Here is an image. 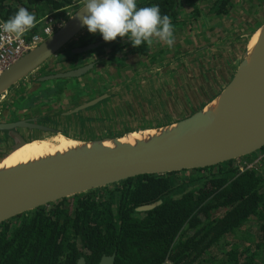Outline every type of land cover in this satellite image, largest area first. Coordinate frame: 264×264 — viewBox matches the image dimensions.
<instances>
[{
  "label": "trees",
  "instance_id": "1",
  "mask_svg": "<svg viewBox=\"0 0 264 264\" xmlns=\"http://www.w3.org/2000/svg\"><path fill=\"white\" fill-rule=\"evenodd\" d=\"M185 1L198 16L201 7L196 0ZM230 1L215 0L212 12L227 13ZM75 2L0 0V19L7 21L20 7L40 17L65 13ZM183 3L137 0L138 7L158 4L174 28L182 24ZM38 30L34 27L32 32ZM124 39L105 42L99 33L88 31L81 40L101 43L87 52L90 55H106L110 48L113 60L124 49L119 45ZM131 52L149 55L150 47L132 46ZM255 159L259 161L243 171L234 165L236 160L185 171L187 178L176 187L170 175H141L23 213L0 224V264H77L83 256L88 264H100L104 256L114 254L116 264H264V148L242 162ZM159 200L162 203L150 211L136 210ZM248 223L255 225L259 236L244 230ZM226 241L228 249L222 248Z\"/></svg>",
  "mask_w": 264,
  "mask_h": 264
},
{
  "label": "water",
  "instance_id": "2",
  "mask_svg": "<svg viewBox=\"0 0 264 264\" xmlns=\"http://www.w3.org/2000/svg\"><path fill=\"white\" fill-rule=\"evenodd\" d=\"M84 6L80 5L60 29L0 74V104L10 91L85 36L88 30L79 20ZM24 96L23 100L30 93ZM105 97L39 120L19 121L13 117V110L5 116L0 111V224L41 206L110 188L133 177L214 168L263 149L264 22L229 83L215 99L186 118L139 134L99 139L69 134L76 129L79 133L89 130L86 128L96 120L81 121L78 114L88 112ZM59 135L71 137L73 145L2 166L21 147ZM161 203L159 200L136 210L150 211ZM78 264H88V259L83 257ZM100 264H116V255L104 256Z\"/></svg>",
  "mask_w": 264,
  "mask_h": 264
},
{
  "label": "rangeland",
  "instance_id": "3",
  "mask_svg": "<svg viewBox=\"0 0 264 264\" xmlns=\"http://www.w3.org/2000/svg\"><path fill=\"white\" fill-rule=\"evenodd\" d=\"M80 2V5H82L86 3V0H81ZM231 14L236 19L232 20L230 15V18H226L223 25L226 28L227 41L229 42L193 43L194 40L200 39L199 35L202 30L207 29L206 24L202 21L194 25V39L189 37L190 43H174L171 47L164 43H157V51H162L166 62L169 60L171 62L169 64L164 63L160 70L159 67L155 66L152 69L154 78L141 80L138 90L130 97V104H124L122 98L115 97L117 98L115 101L117 103L120 102V104L111 112L110 118H106L107 116L104 113L106 119L93 122L90 128H86L89 129L85 131L87 133H83V131L79 133L78 129H76V131H70L69 134L72 136L81 134L80 137L83 139L115 137L130 132H139L150 127H158L164 125L168 120L171 122L179 121L202 109L216 98L221 88L223 89L229 83L231 69H233L235 61L239 63L242 60L249 42H251L256 31L262 26L264 22V0H238L236 8ZM187 36L188 28L186 27L180 32L179 39L184 40ZM216 37L217 35L212 34L211 41L212 38ZM57 58L50 60L44 67L16 87L15 90L10 91L9 95L7 94L4 101L0 104L2 116L11 115V110L14 112L19 111L26 106L28 97L23 100L26 93H30V96L39 93L36 95V98H38L41 90L38 89L39 86L35 88L36 90H33L35 84L32 78L41 76L46 71L58 69L55 65ZM171 69L175 70L176 79L175 84L171 86L174 93H169L168 96L174 99V103L169 102L166 107H163L160 105L158 98L161 95H167L161 94L164 90L171 91L169 90L170 88L168 89L169 85L165 84L170 80L168 75L165 76V72ZM158 71L163 72L161 76H157ZM155 76L159 78H155ZM114 86V90L123 91L120 85L116 84ZM160 86L163 87L161 92ZM72 88L76 90V94H73L71 98L76 102L85 92L82 90L83 87L79 85ZM74 89H72V93ZM156 90L157 92H155ZM67 93L70 94L69 91ZM67 99L64 98L62 100V105L59 101H56L54 105L44 106L42 109L46 112L57 110L60 106L66 109L73 103V101ZM93 115L96 114L93 113ZM112 116L117 117V119L114 118L113 120ZM79 128H81V125ZM73 139L76 138L73 137ZM242 164V160L239 159L234 163V165ZM180 181L182 179L177 177L176 183ZM244 230L247 232L251 231L252 236H259V232H257L253 223L246 224ZM228 247H230V244L226 241L222 248L228 249Z\"/></svg>",
  "mask_w": 264,
  "mask_h": 264
},
{
  "label": "flooded vegetation",
  "instance_id": "4",
  "mask_svg": "<svg viewBox=\"0 0 264 264\" xmlns=\"http://www.w3.org/2000/svg\"><path fill=\"white\" fill-rule=\"evenodd\" d=\"M214 1L215 0H208L206 2H200L199 0H196L195 5H198L201 8L198 16L195 17L191 4L188 3V1L184 0L183 3L184 13H182L180 17V22L182 24L174 28V43H190L189 37L190 39H194L193 38L194 37L193 34L195 32V29H193L194 25L196 23H201L202 21L204 24H206L207 29H203L202 33H200L199 35L200 39L194 40L193 43L229 42L227 41L228 36L226 35V28H224L223 25L226 18L228 17L230 18V15L232 16L231 17L232 20L236 19L231 13L232 11L235 10L238 0H231L227 6L228 7L227 13H223L221 15L212 12L211 7ZM80 3H81L80 1L76 0V2L73 5H71L69 8L66 9L65 13L62 10L60 12L49 13V14H53V17L55 18V20L51 22L54 32L60 29L61 26L71 16V14L79 8ZM30 13L35 14L36 20L40 18V16H38V14L35 13L34 11H31ZM186 27L188 28V36L184 40H181L179 39L180 31L184 30ZM212 34L217 35V37L212 38L211 41L210 38L212 37ZM88 43L85 42V40L83 41L81 40L76 42L75 44H71L68 48L62 51L61 56L57 59L55 65L57 66L58 69L53 71H46L41 76L32 78L34 80L33 83L35 84L33 90H36L35 88L39 86L38 89L41 90V94L38 95V98H36V95L39 93L29 96L27 98L28 101L26 102L27 104L26 106L21 108L19 111L18 110L15 112L13 111L12 114L16 118V120L19 121L30 120V119L39 120V118L42 117L45 118L55 114L61 115L67 111H71L74 108H78L82 105L90 104L93 101H96L97 99L106 96L103 100L95 104L94 108L90 109L93 105L90 106L88 108V112H80L78 114V117L81 118V121L84 119L87 120L89 118L95 119L96 121H104V119L111 117L112 115L111 112H113V110L116 109L120 104V102L117 103V101H115L117 99L115 97L122 98V102L124 104H130L131 102L129 101L130 97L135 93V91L138 90L141 80L145 78H154L152 69L155 66L159 67L160 70L164 63L169 64L171 62L170 60L166 62L165 56H163L162 51H157L158 50L157 43H163V42H159L158 40L155 39L153 41V44L149 46L150 47L149 55H140V54L132 53L131 42L128 39H124L120 41L119 45L124 47V49L120 52H117L115 54V59L113 60H111L110 48L109 50L106 51L107 52L106 55L103 56H98L96 54H92V55L88 54L87 52L97 48L101 44V43H92V44H88ZM73 51L75 52L77 51L78 53H83V54L87 53V54H84L79 58H71V54L66 55L67 53H71ZM65 58H69V59L71 58V59L66 60ZM237 63L238 61H235L233 69H231L230 80L233 78L234 74L236 73L237 68L241 63V60L239 61L238 64ZM85 69H86L85 72L80 73L78 75L75 74L76 72ZM162 73L163 72L158 71L157 76H161ZM175 74L176 73L174 69L167 70L165 72V76L168 75L170 78V80L167 81V83L165 84L169 85L168 89L170 88L169 90L171 91L164 90L163 92H161L163 90V87L160 86L161 94H167V95L159 96L157 93V97L159 96L158 99L160 105H162L163 107H166V104L169 102L174 103L173 101L174 99L170 98L168 94L174 93V91H172L171 89V86L175 84V79H176ZM157 76H155V78H159ZM119 81L121 82L118 83ZM116 84L120 85L123 88V91L114 90L115 87L114 85ZM78 85L83 87L82 90L85 93L81 96L79 95L80 97L78 98V101L74 102V99L71 97L73 96V94H76V90L72 87ZM72 89H74L73 93H72ZM157 90L155 92H157ZM221 90L222 88L220 89L219 92H221ZM67 91H69L70 94H68ZM112 92H118L119 94ZM64 98H68L67 100L73 101L70 107L63 109L62 106H60L59 109L51 110V112H46L42 109L44 106L49 107L54 105L56 101H59V103L62 105V100ZM93 113H95L96 115H93ZM104 113L107 116L106 118L104 116ZM114 118L117 119V117L112 116L113 120ZM177 121L175 120L174 122ZM170 123L173 122L168 120L164 124H170ZM51 124L55 125V122ZM15 130L17 131L18 129ZM255 162L256 159L252 163ZM237 166L240 169L241 165H237ZM214 173L217 174L218 170H215ZM177 177L182 179V181L176 183ZM186 178H187L186 173L178 172L175 173L174 175H170L169 181L172 187H176L182 184V182ZM83 257H80V259Z\"/></svg>",
  "mask_w": 264,
  "mask_h": 264
},
{
  "label": "clouds",
  "instance_id": "5",
  "mask_svg": "<svg viewBox=\"0 0 264 264\" xmlns=\"http://www.w3.org/2000/svg\"><path fill=\"white\" fill-rule=\"evenodd\" d=\"M79 16L82 26L105 42L127 38L133 47L151 46L154 39L171 47L174 44V26L160 6L138 7L137 0H86ZM36 25L34 13L20 7L7 21L0 22V32L16 39L22 38Z\"/></svg>",
  "mask_w": 264,
  "mask_h": 264
},
{
  "label": "built area",
  "instance_id": "6",
  "mask_svg": "<svg viewBox=\"0 0 264 264\" xmlns=\"http://www.w3.org/2000/svg\"><path fill=\"white\" fill-rule=\"evenodd\" d=\"M53 20H55L53 14L41 16L36 20L35 25L39 30L33 33V29H31L20 39L0 32V74L53 34L51 23ZM0 22H4V20L0 19ZM254 164H242L240 170L243 171L248 167H253Z\"/></svg>",
  "mask_w": 264,
  "mask_h": 264
},
{
  "label": "bare ground",
  "instance_id": "7",
  "mask_svg": "<svg viewBox=\"0 0 264 264\" xmlns=\"http://www.w3.org/2000/svg\"><path fill=\"white\" fill-rule=\"evenodd\" d=\"M136 134H139L136 132ZM72 139L65 138L62 135L56 136L53 139L41 140L27 144L20 149L16 150L12 155L3 163L2 166H10L18 162L25 161L33 156L42 155L55 150L66 149L73 145Z\"/></svg>",
  "mask_w": 264,
  "mask_h": 264
},
{
  "label": "crops",
  "instance_id": "8",
  "mask_svg": "<svg viewBox=\"0 0 264 264\" xmlns=\"http://www.w3.org/2000/svg\"><path fill=\"white\" fill-rule=\"evenodd\" d=\"M181 32V31H180Z\"/></svg>",
  "mask_w": 264,
  "mask_h": 264
}]
</instances>
